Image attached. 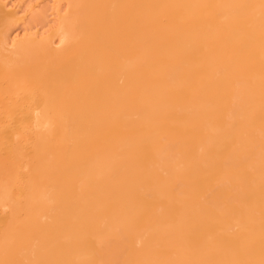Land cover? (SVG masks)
<instances>
[{
    "label": "bare ground",
    "instance_id": "1",
    "mask_svg": "<svg viewBox=\"0 0 264 264\" xmlns=\"http://www.w3.org/2000/svg\"><path fill=\"white\" fill-rule=\"evenodd\" d=\"M0 264H264V0H0Z\"/></svg>",
    "mask_w": 264,
    "mask_h": 264
}]
</instances>
